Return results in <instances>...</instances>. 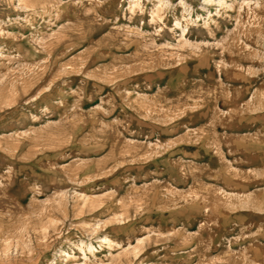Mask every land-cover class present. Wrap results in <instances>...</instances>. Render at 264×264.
<instances>
[{"label":"rangeland","instance_id":"1","mask_svg":"<svg viewBox=\"0 0 264 264\" xmlns=\"http://www.w3.org/2000/svg\"><path fill=\"white\" fill-rule=\"evenodd\" d=\"M0 264H264V0H0Z\"/></svg>","mask_w":264,"mask_h":264},{"label":"bare ground","instance_id":"2","mask_svg":"<svg viewBox=\"0 0 264 264\" xmlns=\"http://www.w3.org/2000/svg\"><path fill=\"white\" fill-rule=\"evenodd\" d=\"M137 2H138V1H136V2L133 3V7H135V6L138 5ZM105 240H106V239H105ZM93 256H94V255H93Z\"/></svg>","mask_w":264,"mask_h":264}]
</instances>
